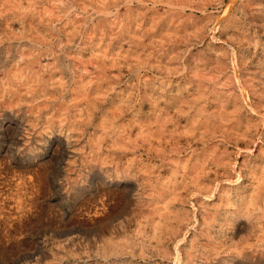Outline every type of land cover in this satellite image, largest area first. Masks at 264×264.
I'll use <instances>...</instances> for the list:
<instances>
[{
	"label": "rangeland",
	"instance_id": "obj_1",
	"mask_svg": "<svg viewBox=\"0 0 264 264\" xmlns=\"http://www.w3.org/2000/svg\"><path fill=\"white\" fill-rule=\"evenodd\" d=\"M0 264H264V0H0Z\"/></svg>",
	"mask_w": 264,
	"mask_h": 264
},
{
	"label": "bare ground",
	"instance_id": "obj_2",
	"mask_svg": "<svg viewBox=\"0 0 264 264\" xmlns=\"http://www.w3.org/2000/svg\"><path fill=\"white\" fill-rule=\"evenodd\" d=\"M125 2V1H124ZM226 43V42H225ZM229 48V47H228ZM234 61V60H233ZM242 94V93H241ZM244 95V94H243ZM246 95V94H245ZM246 97V96H245ZM245 101H246V99H245ZM249 109H250V107H249ZM259 141V140H258ZM219 171V170H218ZM240 178V177H239ZM217 186V185H216ZM197 193V192H196ZM201 195V194H200ZM204 196V195H203ZM193 206V205H192ZM170 208V207H169ZM190 225V224H189ZM185 234V233H184ZM179 238V237H178ZM185 238V237H184ZM176 240V239H175ZM181 240V239H180ZM180 242V241H179ZM174 247V246H173Z\"/></svg>",
	"mask_w": 264,
	"mask_h": 264
}]
</instances>
